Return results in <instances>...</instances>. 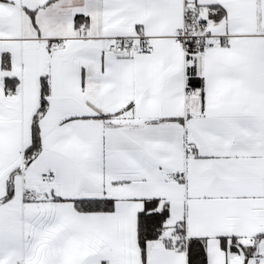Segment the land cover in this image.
Wrapping results in <instances>:
<instances>
[{
  "label": "snow or ice",
  "instance_id": "1",
  "mask_svg": "<svg viewBox=\"0 0 264 264\" xmlns=\"http://www.w3.org/2000/svg\"><path fill=\"white\" fill-rule=\"evenodd\" d=\"M0 264H264V0H0Z\"/></svg>",
  "mask_w": 264,
  "mask_h": 264
}]
</instances>
